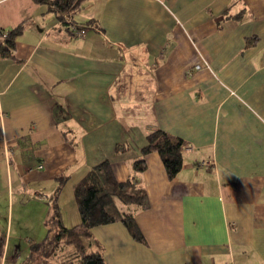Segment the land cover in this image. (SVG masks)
Instances as JSON below:
<instances>
[{
    "label": "crops",
    "instance_id": "0c3cea01",
    "mask_svg": "<svg viewBox=\"0 0 264 264\" xmlns=\"http://www.w3.org/2000/svg\"><path fill=\"white\" fill-rule=\"evenodd\" d=\"M45 1L0 0V32L22 26L0 58V264L45 236L51 200L78 224L74 186L102 161L124 182L156 130L182 164L167 180L144 157L143 243L115 222L88 249L106 264H264V0H83L68 17L81 37Z\"/></svg>",
    "mask_w": 264,
    "mask_h": 264
},
{
    "label": "trees",
    "instance_id": "16d2710c",
    "mask_svg": "<svg viewBox=\"0 0 264 264\" xmlns=\"http://www.w3.org/2000/svg\"><path fill=\"white\" fill-rule=\"evenodd\" d=\"M40 1V0H39ZM83 0H48L57 20L66 26L65 20ZM22 26L4 33L0 43V58H10L15 37ZM156 153L167 180H172L182 164V144L171 139L160 130L149 133L139 151L140 157L129 165V174L124 182H116L107 161L91 167L73 188V197L79 217L78 224L64 228L60 222L58 207L54 200L49 202L51 214L44 222L45 236L30 244L26 256L19 264H106L98 245L93 250L90 229L96 226L119 222L133 240L143 243V239L133 221L136 211L148 207L147 198L138 175L145 169L144 157ZM62 185L67 177L55 178ZM3 240L0 237V255Z\"/></svg>",
    "mask_w": 264,
    "mask_h": 264
},
{
    "label": "built area",
    "instance_id": "2783aa9c",
    "mask_svg": "<svg viewBox=\"0 0 264 264\" xmlns=\"http://www.w3.org/2000/svg\"><path fill=\"white\" fill-rule=\"evenodd\" d=\"M65 24L67 26V30L70 31V33L75 36V37H81L83 35V29L81 27H77L75 25H73L69 19L65 20ZM5 37V34L3 33L0 36V43L2 42L3 38ZM200 165H206L205 163L200 164Z\"/></svg>",
    "mask_w": 264,
    "mask_h": 264
},
{
    "label": "rangeland",
    "instance_id": "374dc122",
    "mask_svg": "<svg viewBox=\"0 0 264 264\" xmlns=\"http://www.w3.org/2000/svg\"><path fill=\"white\" fill-rule=\"evenodd\" d=\"M24 246H25V244H24ZM26 250L24 251H21V254H20V259H19V261L17 262V263H15V264H19L22 260H23V258L26 256Z\"/></svg>",
    "mask_w": 264,
    "mask_h": 264
}]
</instances>
